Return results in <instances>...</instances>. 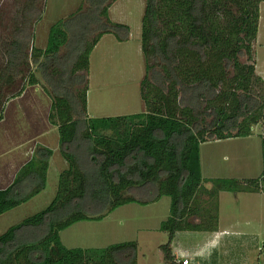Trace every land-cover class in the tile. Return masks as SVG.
I'll use <instances>...</instances> for the list:
<instances>
[{"label": "trees", "instance_id": "16d2710c", "mask_svg": "<svg viewBox=\"0 0 264 264\" xmlns=\"http://www.w3.org/2000/svg\"><path fill=\"white\" fill-rule=\"evenodd\" d=\"M86 1V10L52 24L46 47L38 48L41 0H24L20 23L2 42L0 121L9 101L40 86L31 69L36 65L66 167L50 204L0 234V264H137L136 241L69 248L61 232L163 196L171 205L160 226L169 239L160 248L165 264H180L172 248L176 234L218 231L220 193H264V154L260 176L247 180L206 178L201 166V144L247 137L264 125V77L255 63L242 60H252L264 0H145L144 111L115 116L89 112L91 55L106 34L129 40L130 26L110 18L117 0ZM24 74L28 83L13 92ZM262 133L264 152V127ZM53 154L35 148L0 189V215L45 190Z\"/></svg>", "mask_w": 264, "mask_h": 264}, {"label": "rangeland", "instance_id": "374dc122", "mask_svg": "<svg viewBox=\"0 0 264 264\" xmlns=\"http://www.w3.org/2000/svg\"><path fill=\"white\" fill-rule=\"evenodd\" d=\"M24 0H0V67L6 61L2 42L21 21ZM43 16L34 25L33 45L45 48L52 24L88 8L86 0H41ZM145 0H117L110 8V18L130 26V40L120 46L109 37L91 55L89 69L88 109L94 116L130 115L144 111L140 84L145 75L141 51V25ZM116 38V37H115ZM65 51L63 48L62 52ZM253 62L264 77V3H261L258 37L253 42ZM32 71L40 79V86H28L24 94L8 103L0 121V176L7 171H18L39 145L52 147L54 170H61L66 162L57 147L58 131L49 120L51 100L44 92L40 72L32 64ZM28 83L27 74L17 87ZM263 124L256 125L252 135L231 141L208 142L202 146L203 162L207 171L208 159L214 162L212 174L226 178L247 180L260 176L263 169ZM240 138V139H239ZM64 167V168H65ZM52 168L50 182L43 192L22 205L0 215V234L24 218L46 208L56 192V175ZM17 173V172H16ZM8 183L3 179L0 188ZM144 198H148L146 195ZM219 224L228 233L217 243L205 245L217 252L219 264H264V193L222 192L219 196ZM171 198L130 203L118 207L102 220L80 221L61 232L62 242L69 248L106 247L114 243L136 241L137 264H165L160 248L169 236L160 230L161 222L170 214ZM206 231H180L173 245L191 253L201 248L211 237ZM216 258V257H215ZM197 264H206L195 256ZM222 260V261H221Z\"/></svg>", "mask_w": 264, "mask_h": 264}, {"label": "crops", "instance_id": "0c3cea01", "mask_svg": "<svg viewBox=\"0 0 264 264\" xmlns=\"http://www.w3.org/2000/svg\"><path fill=\"white\" fill-rule=\"evenodd\" d=\"M113 20V19H112ZM113 21H115V20H113ZM116 22H118V21H116ZM110 35H112V34H106V35H104L103 37H102V39L99 41V43L96 45V47H95V50H97L98 48H99V45L104 41V40H106L108 37L110 38V39H112L111 38V36ZM113 36V35H112ZM113 39H114V42H116L119 46L121 45V44H123V43H126L127 41H123V42H120V41H118L115 37H113ZM130 40V39H129ZM102 41V42H101ZM141 48V47H140ZM94 50V51H95ZM27 89V88H26ZM26 91V90H25ZM24 91V92H25ZM24 93H22V95H23ZM22 95H20V96H22ZM20 96H18V97H20ZM14 99H16V98H14ZM14 99H12V100H14ZM11 100V101H12ZM11 101H9V102H11ZM8 102V103H9ZM8 103H7V105H8ZM7 105H6V107H7ZM91 114V113H90ZM92 115V114H91ZM56 127V126H55ZM249 137V136H248ZM57 138V147H59V136L58 137H56ZM245 138H247V137H245ZM233 139H238V138H229V139H225V140H218V141H211V142H225V141H231V140H233ZM240 139V138H239ZM206 143H208V142H206ZM206 143H203V144H201V166H202V174H203V176L204 177H206V178H213V177H222V176H215V175H217V174H212V173H214V171H216L215 170V168H214V162H213V160L211 159V155H208L209 157H210V159H208V162H209V164L207 165V171H209V173H211V174H206V168H205V166H204V162H203V154H202V146L203 145H205ZM43 145V144H42ZM43 146H46V145H43ZM46 147H49V146H46ZM49 148H52V147H49ZM54 150V149H53ZM54 153H55V150H54ZM54 155V154H53ZM32 156V155H31ZM53 157V156H52ZM29 160V159H28ZM27 160V161H28ZM26 161V162H27ZM26 162H24V164L26 163ZM53 163H54V161L52 160V158H51V160H50V167H49V172H50V170H51V168H52V171L54 170V165H53ZM23 165V164H22ZM21 165V166H22ZM20 166V167H21ZM19 167V168H20ZM64 164H63V168H61V170L62 169H64ZM19 170V169H18ZM61 170H54L55 171V175H56V177H57V174L59 173V171H61ZM7 171L8 170H4V172L3 173H1V176H0V182H2L3 181V179H5V181H8V183L10 182V181H13L14 180V177H15V175H16V172H14V170H12L11 171V173H10V179H7ZM50 177H51V175L49 176L48 175V184H49V182H50ZM56 182H57V178H56ZM12 183V182H11ZM10 183V184H11ZM9 184V185H10ZM8 185V186H9ZM7 187V186H6ZM0 189H2V188H0ZM64 232V231H63ZM62 232V233H63ZM206 233H210L211 235H213V236H211V237H208L207 238V242L201 247V248H197V249H195L194 251H193V253H191L193 256L192 257H195V256H201L202 258H203V260L205 261V262H207L206 264H219V260H220V258H219V256L217 255V252H214L213 250H211V249H209V246H208V249L206 250V248H205V245H211L212 244V242L213 243H217L218 242V240H219V238H221L220 236H223V235H225V234H227L228 233V231L227 230H223L221 227H218V231H215V232H210V231H206ZM61 239H62V235H61ZM222 239V238H221ZM63 240V239H62ZM172 248H173V252H174V254H175V256L177 257V258H180L181 257V254H185V255H189L190 256V252H188V251H185V250H181V249H178L176 246H174L173 245V243H172ZM216 257V258H215ZM222 261V260H221Z\"/></svg>", "mask_w": 264, "mask_h": 264}, {"label": "built area", "instance_id": "2783aa9c", "mask_svg": "<svg viewBox=\"0 0 264 264\" xmlns=\"http://www.w3.org/2000/svg\"><path fill=\"white\" fill-rule=\"evenodd\" d=\"M177 261L180 264H197L195 257L185 255V254H181V257L177 258Z\"/></svg>", "mask_w": 264, "mask_h": 264}]
</instances>
